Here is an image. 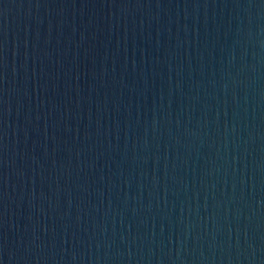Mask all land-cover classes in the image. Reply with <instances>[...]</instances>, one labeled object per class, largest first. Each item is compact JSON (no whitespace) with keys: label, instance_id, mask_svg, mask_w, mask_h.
Segmentation results:
<instances>
[{"label":"water","instance_id":"95a60500","mask_svg":"<svg viewBox=\"0 0 264 264\" xmlns=\"http://www.w3.org/2000/svg\"><path fill=\"white\" fill-rule=\"evenodd\" d=\"M0 264H264V0H0Z\"/></svg>","mask_w":264,"mask_h":264}]
</instances>
